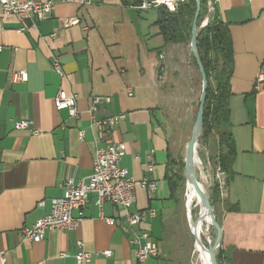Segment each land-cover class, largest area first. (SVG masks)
I'll list each match as a JSON object with an SVG mask.
<instances>
[{"label": "crops", "instance_id": "0c3cea01", "mask_svg": "<svg viewBox=\"0 0 264 264\" xmlns=\"http://www.w3.org/2000/svg\"><path fill=\"white\" fill-rule=\"evenodd\" d=\"M53 1L51 16L29 23L24 32H17L13 14L4 16L0 31V260L75 264L81 240L92 253L88 264H173L166 244L181 188L172 189L170 181L182 140L174 133L172 113L178 107L181 114L187 100L195 107L199 71L192 54L184 43L165 42L157 8L136 7L144 0H92L85 6ZM212 2L228 26L233 51L228 119L235 153L230 172L221 171L224 185L214 209L219 254L221 264H264V0ZM69 17L79 22L65 26ZM53 56L63 76L52 70ZM20 70L26 81L10 82L12 71ZM59 89L77 95L78 118L56 110ZM94 95L109 97L98 107L99 116L124 114L112 132L126 144L120 165L136 180L157 183L152 193L135 189L132 210H154L132 227L157 244V255L143 262L123 231L124 209L104 202L100 210L94 194L75 228L49 230L39 242L20 233L49 213L51 199L62 195L63 180L92 172L97 143L86 110ZM23 119L29 127L15 129L14 122ZM107 249L109 257L102 254Z\"/></svg>", "mask_w": 264, "mask_h": 264}, {"label": "built area", "instance_id": "2783aa9c", "mask_svg": "<svg viewBox=\"0 0 264 264\" xmlns=\"http://www.w3.org/2000/svg\"><path fill=\"white\" fill-rule=\"evenodd\" d=\"M65 3H71L78 6L90 5L92 0H61ZM185 0H144L136 7L141 10L149 8L165 7L173 12L178 4ZM53 0H0V31L3 29L4 16L13 14L20 23L17 32H24L30 25L34 26L36 22L51 16L54 9ZM205 21V20H204ZM203 21V22H204ZM79 20L76 17L66 18L65 26L77 24ZM54 35V34H52ZM2 45L0 44V50ZM52 70L59 76L64 75L63 68L57 57H52ZM26 72L23 70L12 71L10 82L26 81ZM262 75L259 74L258 81H261ZM130 94V93H129ZM77 95L67 93L59 89L55 98L54 105L56 110H67L69 116L78 118L80 111L76 105ZM109 102V97L94 95L90 99L89 106L86 110L90 126L95 130L96 147L95 157L93 160L92 172L85 178L77 181L67 179L60 183L63 189L62 195L51 199V207L48 214L38 218L30 226H25L20 233L24 240L39 242L49 230L73 229L83 219V210L91 194L95 195V203L101 210L104 202H110L115 206L121 207L125 211L123 231L128 236V242L134 246V256L138 262H143L150 256H156L158 252L157 244L151 235L146 231L135 233L133 226L144 222L147 215L153 216L154 210H132L135 199L136 186L144 188L148 193L155 191L157 183L142 178L136 180L129 175L128 171L120 165V160L126 153V144L116 141L112 132L120 120L124 119V114H115L110 116H99L98 107ZM30 121L23 119L14 122V128L21 130L30 125ZM36 133V130H33ZM80 138L83 137V131H79ZM152 165H149L151 169ZM222 175V172L217 173ZM217 175V176H218ZM219 187L222 188L224 181L218 180ZM42 205V202L39 204ZM76 211L77 215H73ZM111 220V219H110ZM77 251L73 254L75 264H88L92 259V253L84 248L81 240L76 242ZM102 254L105 257L111 255L110 250H104ZM62 257L66 256L61 252ZM1 264H5L4 256H1Z\"/></svg>", "mask_w": 264, "mask_h": 264}, {"label": "trees", "instance_id": "16d2710c", "mask_svg": "<svg viewBox=\"0 0 264 264\" xmlns=\"http://www.w3.org/2000/svg\"><path fill=\"white\" fill-rule=\"evenodd\" d=\"M212 3V0H200V10L197 16L198 27L203 18V12L208 15L206 24L196 36L198 55L206 77V97L199 140L205 145L208 137L216 136L218 152L214 156V162L220 171L229 173L235 153L228 119L233 51L228 26L219 18L215 7H210ZM157 10L156 24L165 42H188L190 40L196 0L180 2L173 12L163 6L158 7ZM181 180L182 177L175 174L170 181L172 189L177 188ZM219 196V184L215 181L209 187L207 196V207L211 213L212 204L219 200ZM212 216L214 217L213 213ZM216 259L218 264H221L219 251Z\"/></svg>", "mask_w": 264, "mask_h": 264}, {"label": "rangeland", "instance_id": "374dc122", "mask_svg": "<svg viewBox=\"0 0 264 264\" xmlns=\"http://www.w3.org/2000/svg\"><path fill=\"white\" fill-rule=\"evenodd\" d=\"M205 17V12H203V21ZM190 40L188 42H180L184 43L186 49L192 54ZM185 49V50H186ZM187 52V51H186ZM190 62L195 63L196 61L193 57V54L190 58ZM197 66V64H196ZM198 69V66H197ZM199 71V69H198ZM198 89L196 92V101L195 107L190 106L189 101L187 100V106L181 108V114H178V107L173 110L172 118L175 122L176 130L174 133H177L180 140H182V147L180 154L178 156V161L176 162V175H180L182 180L179 182V186L181 188V193L179 195V206L180 209L178 214L174 219V233L170 235V242L166 244L167 249L170 252V258L173 264H202L206 259L207 255L203 254L200 250H197L195 246L194 237L191 234L190 227L188 225L187 220V205L191 210V226L192 232L198 233V236L202 243L206 246V248L211 250L214 253L215 259L216 254L219 251V230L217 228V220H215V210L217 207L219 208L220 198L216 203L212 204L213 208V215L210 212V216L207 213H204V216H199V206L200 203L198 201V190L204 189L208 193L209 187L217 182L218 180H223V174L218 175L217 173L221 172L214 162V156L218 152V147L216 144V136H210L206 139V144L203 145L200 140L199 136L197 139V151L196 157L202 163V172L199 171V166L195 158H193V176L196 180L194 182L193 177L191 178L187 175L186 171V164H185V151L186 146L189 142L191 134L193 132V125L195 116L198 110L199 98L201 94L202 88V77L201 74L198 72ZM201 133V130H200ZM200 135V134H199ZM199 154V155H198ZM199 157V158H198ZM205 173V182L201 181L202 174ZM218 175V176H217ZM208 180V181H207ZM199 185L198 190H196V186ZM188 187V190L186 189ZM187 193V196H186ZM206 197V196H205ZM187 199V204H186ZM190 200V202H189ZM199 207V208H198ZM201 218V219H200ZM217 262V259H216ZM211 263V259L209 264ZM218 264V262H217Z\"/></svg>", "mask_w": 264, "mask_h": 264}, {"label": "water", "instance_id": "95a60500", "mask_svg": "<svg viewBox=\"0 0 264 264\" xmlns=\"http://www.w3.org/2000/svg\"><path fill=\"white\" fill-rule=\"evenodd\" d=\"M210 7L214 8V4L212 3L210 5ZM199 10H200V0H196V12H195V15H194V18L192 21V26H191L190 46H191V51H192L193 57L196 61V64L198 66L199 72H200L201 77H202V88H201V94H200V98H199L198 110H197L194 125H193L194 126L193 132L191 134V137L189 139V142L186 146V151H185V164H186L187 175L192 173V171H193V165H192L193 164V155H194V150H195V147L197 144V139H198V136H199L200 130H201L202 112H203V107H204V102H205V97H206V77H205V73H204L202 64L200 62L199 55H198V50H197V46H196V36H197L198 32L201 30V28L206 24V22L208 20V15H206L205 21L197 27V16H198ZM193 180H194V182H196L194 176H193ZM207 196H208V193L206 191V197H205V201H204V210L206 211L207 215L211 216L210 212L207 209ZM187 220H188V225H189L190 230H191V234L194 237L195 246H196L197 250H200L205 255H209L212 259V263L217 264L214 254L210 255L208 253V249L200 240L198 233L196 234V233L192 232L191 210L189 209L188 206H187Z\"/></svg>", "mask_w": 264, "mask_h": 264}, {"label": "bare ground", "instance_id": "6f19581e", "mask_svg": "<svg viewBox=\"0 0 264 264\" xmlns=\"http://www.w3.org/2000/svg\"><path fill=\"white\" fill-rule=\"evenodd\" d=\"M196 151H197V144H196V147H195V150H194V155H193V158H195V160L197 161V164H198V166H199V171L200 172H202V163H201V161L199 160V159H197V157H196ZM199 155V154H198ZM199 158V157H198ZM202 174V173H201ZM191 178L193 177V171H192V173H190V174H188ZM207 176V175H206ZM205 176V173L204 174H202V177L200 178L201 179V181H204L205 182V180H206V177ZM208 181V180H207ZM198 187H199V185H197L196 186V190H195V192L198 190ZM198 201H199V203H200V208H199V216L201 217V216H204V213H206V211L204 210V201H205V196H206V190H204V189H200V190H198ZM189 202H190V200H189ZM210 217V216H209ZM211 218V217H210ZM197 234V233H196ZM210 255H212V254H214L211 250H209V252H208ZM210 259H211V257L209 256V255H207V259L202 263V264H209V261H210ZM210 264H213L212 263V259H211V263Z\"/></svg>", "mask_w": 264, "mask_h": 264}]
</instances>
